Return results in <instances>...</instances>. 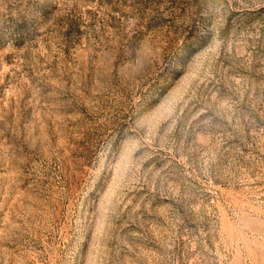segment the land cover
I'll return each mask as SVG.
<instances>
[{"label": "rangeland", "instance_id": "rangeland-1", "mask_svg": "<svg viewBox=\"0 0 264 264\" xmlns=\"http://www.w3.org/2000/svg\"><path fill=\"white\" fill-rule=\"evenodd\" d=\"M0 264H264V0H0Z\"/></svg>", "mask_w": 264, "mask_h": 264}]
</instances>
